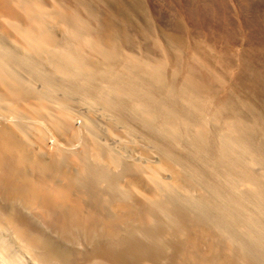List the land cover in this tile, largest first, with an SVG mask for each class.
Here are the masks:
<instances>
[{
  "label": "bare ground",
  "instance_id": "6f19581e",
  "mask_svg": "<svg viewBox=\"0 0 264 264\" xmlns=\"http://www.w3.org/2000/svg\"><path fill=\"white\" fill-rule=\"evenodd\" d=\"M70 2L0 0V264H264L260 125L231 100L213 114L226 125L202 121L214 90L194 67L169 80L164 59L129 55L117 71L97 8ZM94 56L109 65L96 76ZM79 87L103 103L72 126ZM111 108L161 145L127 138Z\"/></svg>",
  "mask_w": 264,
  "mask_h": 264
},
{
  "label": "rangeland",
  "instance_id": "374dc122",
  "mask_svg": "<svg viewBox=\"0 0 264 264\" xmlns=\"http://www.w3.org/2000/svg\"><path fill=\"white\" fill-rule=\"evenodd\" d=\"M82 1L96 7L102 16V29L94 40L110 41L111 35L116 37L121 56L111 65L118 68L117 71L123 72L122 68L130 65L129 55L146 61L164 59L169 80L176 63L180 65L182 78L194 67L214 90H205L206 99L203 96L205 103L201 107L208 112H202V121H208L209 125H226L231 111H225L216 121L213 114L231 100L237 104L233 111L241 112L245 125L259 124L264 132V0H71L72 9L88 19L90 16L80 11ZM61 32L57 31L58 39L65 37ZM92 59L96 64L92 67L95 76L109 66L100 57ZM67 83L62 82V87ZM65 90L63 94L67 93ZM82 90L84 88L79 87L76 92L72 90L74 93L69 91L73 93L69 100L75 112L68 120L72 126L84 125L87 108L97 111L102 107L103 97L97 88L90 94ZM111 110L110 114L117 121L114 125L124 127L127 138L140 145L143 143L149 151L161 145L156 135L153 138L152 130L143 127L145 122L138 119L133 110ZM256 113L258 123L254 120ZM159 123L162 122L158 119L151 125ZM142 148L134 147V152L140 153ZM149 151L144 149V152Z\"/></svg>",
  "mask_w": 264,
  "mask_h": 264
}]
</instances>
